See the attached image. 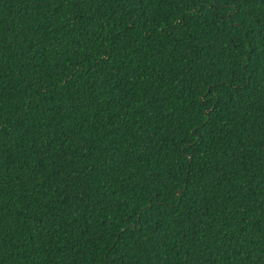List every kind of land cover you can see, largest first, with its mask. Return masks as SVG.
I'll use <instances>...</instances> for the list:
<instances>
[{"label":"trees","instance_id":"obj_1","mask_svg":"<svg viewBox=\"0 0 264 264\" xmlns=\"http://www.w3.org/2000/svg\"><path fill=\"white\" fill-rule=\"evenodd\" d=\"M262 253L264 0H0V264Z\"/></svg>","mask_w":264,"mask_h":264},{"label":"snow or ice","instance_id":"obj_2","mask_svg":"<svg viewBox=\"0 0 264 264\" xmlns=\"http://www.w3.org/2000/svg\"><path fill=\"white\" fill-rule=\"evenodd\" d=\"M246 55H247V53H245V56H246ZM197 131H199V128H198V127H197V128H194L193 131H192V136H193V138H194L193 141H192L193 144H195L196 139H203L202 136H201V137H196V132H197ZM169 175H170V177H171L172 179H179V178H181V177L186 176V172H185V170H184L183 168H180V169H178V170H171V169H170ZM170 182H171V180H170ZM153 197L156 198V199H159V197L156 196V194H153ZM182 198H183L182 196H181V197H178V200H179V199H182ZM133 227H135V223H133ZM260 260H261V261H264V253H262ZM257 264H260V262L258 261Z\"/></svg>","mask_w":264,"mask_h":264}]
</instances>
